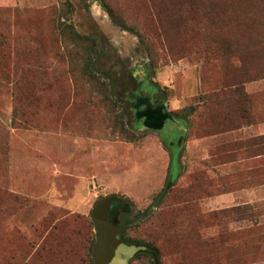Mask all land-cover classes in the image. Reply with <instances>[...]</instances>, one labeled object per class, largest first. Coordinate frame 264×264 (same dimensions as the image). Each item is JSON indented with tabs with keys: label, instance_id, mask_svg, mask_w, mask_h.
Here are the masks:
<instances>
[{
	"label": "rangeland",
	"instance_id": "374dc122",
	"mask_svg": "<svg viewBox=\"0 0 264 264\" xmlns=\"http://www.w3.org/2000/svg\"><path fill=\"white\" fill-rule=\"evenodd\" d=\"M145 104L180 123L145 126ZM250 123L264 0H0V264H106L122 238L160 264H264ZM137 246L128 264H153Z\"/></svg>",
	"mask_w": 264,
	"mask_h": 264
},
{
	"label": "water",
	"instance_id": "95a60500",
	"mask_svg": "<svg viewBox=\"0 0 264 264\" xmlns=\"http://www.w3.org/2000/svg\"><path fill=\"white\" fill-rule=\"evenodd\" d=\"M136 116L142 118V122L145 126L149 128H154L159 131L163 128L164 124L168 121V123L177 124L180 123L179 121L173 119L171 115L165 111V107L163 105H146L142 109L138 110ZM167 120V121H166ZM180 138L177 140V144H179ZM176 144V146H177ZM173 177V172L170 174V178L168 179L161 195L157 198L151 207H154L158 200L165 194L167 191L171 180ZM121 208L122 210H126L128 205L121 202L118 198H112L108 211H107V220L113 222L112 219L116 214V210ZM118 238V235H116ZM144 246H137V245H127L124 243H117L114 247L113 254L108 259L106 264H128L129 258L134 254L137 250L143 249Z\"/></svg>",
	"mask_w": 264,
	"mask_h": 264
},
{
	"label": "trees",
	"instance_id": "16d2710c",
	"mask_svg": "<svg viewBox=\"0 0 264 264\" xmlns=\"http://www.w3.org/2000/svg\"><path fill=\"white\" fill-rule=\"evenodd\" d=\"M107 11H108V14L111 16V17H114L113 13L111 12V10L109 8H107ZM58 28H59V32L61 33V35H63L64 37H67V38H71L73 39L74 41H78V42H83L84 40H87V36H83V35H80L78 33H76L72 26L68 23H59L58 24ZM92 43L93 41L90 40ZM91 43V44H92ZM94 63L91 61V58H84V62L82 64V70L83 72L88 76L90 77L91 79H95V75L93 74V65ZM95 214V215H94ZM93 215L94 217H96V213L95 211L93 210ZM122 241L123 242H126L128 244H140V245H145L147 248L145 251H142V253H146L147 255L150 256L151 260L153 261L152 263L153 264H160V256H159V251L158 249L152 245V244H149V243H143V242H129L125 239L122 238Z\"/></svg>",
	"mask_w": 264,
	"mask_h": 264
},
{
	"label": "crops",
	"instance_id": "0c3cea01",
	"mask_svg": "<svg viewBox=\"0 0 264 264\" xmlns=\"http://www.w3.org/2000/svg\"><path fill=\"white\" fill-rule=\"evenodd\" d=\"M241 130L244 131H249L250 135H258L257 139H261V136L264 135V123H256L252 124L250 123L249 125L244 126ZM257 144H261V140L257 142Z\"/></svg>",
	"mask_w": 264,
	"mask_h": 264
},
{
	"label": "bare ground",
	"instance_id": "6f19581e",
	"mask_svg": "<svg viewBox=\"0 0 264 264\" xmlns=\"http://www.w3.org/2000/svg\"><path fill=\"white\" fill-rule=\"evenodd\" d=\"M161 130L164 131V133L166 132L167 134H169L166 129L162 128Z\"/></svg>",
	"mask_w": 264,
	"mask_h": 264
}]
</instances>
